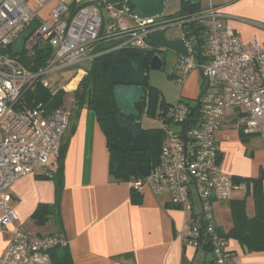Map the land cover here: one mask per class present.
Listing matches in <instances>:
<instances>
[{
	"label": "built area",
	"instance_id": "2783aa9c",
	"mask_svg": "<svg viewBox=\"0 0 264 264\" xmlns=\"http://www.w3.org/2000/svg\"><path fill=\"white\" fill-rule=\"evenodd\" d=\"M52 1L57 4L48 24L39 14ZM223 18L214 8L172 19L142 20L131 5L112 6L106 0L85 5L76 0H0V264H51L52 250L69 246L63 233L30 232L12 208L11 189L19 179L54 178L52 162L61 156L72 115L64 107L51 111L43 104L28 107L26 95L37 87L49 89V78L56 73L73 68L81 72L101 55L98 48L104 44L117 43L113 50L158 53L151 38L175 26L183 29L189 56L179 55L174 76L183 85L199 70L202 92L195 104L179 99L161 109L158 121L165 142L159 162L132 186L138 192L146 187L168 192L172 205L185 211L193 210L196 193L202 225L192 227L187 245L199 250L207 246L215 264H236L228 242L217 231L213 204L233 200L236 192L246 193L247 186L222 172L216 134L232 112L244 136L264 140V44L244 42ZM35 19L41 24L27 40L24 54L49 47L52 57L42 68L31 70L21 56L12 57L11 49ZM193 26L201 30L202 43ZM193 47L200 52H192Z\"/></svg>",
	"mask_w": 264,
	"mask_h": 264
},
{
	"label": "crops",
	"instance_id": "0c3cea01",
	"mask_svg": "<svg viewBox=\"0 0 264 264\" xmlns=\"http://www.w3.org/2000/svg\"><path fill=\"white\" fill-rule=\"evenodd\" d=\"M81 1L83 0H76L77 3ZM53 2L54 8L57 1L51 3ZM190 2L199 7L196 12L211 8L219 11L224 16L225 23L231 26L244 42L258 41L264 44V0ZM181 3L182 0L180 3H177V0L174 2L178 6L176 11H180ZM168 4L169 2L166 3L165 11L169 8ZM183 37L184 32L178 38ZM174 75L175 73V78ZM201 75L197 70L189 75L182 85L185 96L180 99L187 97L195 100L200 97L204 83ZM73 87L70 89L74 90ZM76 90H70L71 94ZM66 93L69 94L68 91ZM71 102L74 105L72 108L66 106V101L63 106L71 110L72 115L63 142L64 190L60 221L51 218L46 226L38 227L31 220L39 205L55 202V184L50 179L29 175L19 179L11 189L12 208L19 223L26 229L29 225L32 233L39 236L63 233L69 241L68 249L73 264L213 263L210 253L187 245L192 227L202 225L196 193L192 197L191 211L172 205L168 192L156 193L148 187L138 192L140 199L135 200L132 182L136 178L116 180L110 173L113 148L109 147L95 112L88 107L78 109L74 99ZM153 120L158 122V127L154 128L161 129L160 122ZM138 123L143 130L152 129L143 126L141 121ZM216 139L223 173L247 179L262 175L264 140L260 136H250L244 142L232 112L225 118ZM58 160L52 162L55 171ZM244 199L247 202V214L253 217V198L246 197V193L241 191L234 194L233 200ZM249 201L252 202L254 213L248 211ZM213 208L218 231L228 232L232 228L229 202H214ZM216 213H219L220 220L217 219ZM228 245L236 264H264V252L248 254L235 240H230Z\"/></svg>",
	"mask_w": 264,
	"mask_h": 264
},
{
	"label": "trees",
	"instance_id": "16d2710c",
	"mask_svg": "<svg viewBox=\"0 0 264 264\" xmlns=\"http://www.w3.org/2000/svg\"><path fill=\"white\" fill-rule=\"evenodd\" d=\"M130 5V3H127ZM181 9L177 17H184L188 14L196 12L199 9L191 2L182 0ZM133 8V7H132ZM72 10L76 9L73 3ZM74 11H72L73 13ZM166 18V17H164ZM174 18V17H173ZM172 19V18H168ZM194 34L198 37L199 43H202L201 30L195 29ZM186 36H190L187 35ZM117 43L109 45H101L98 50L101 55L96 57L87 69V75L80 82L78 89L74 92V104L78 109L88 107L93 110L97 116V120L108 140V145L112 147L117 144L120 147H125L129 150L130 145L118 138L115 134V123L117 117L121 115L125 121L138 123L143 116L150 119H159L157 113L169 104L161 100V93L157 88L150 86L146 81L144 87L143 101L137 105V110L140 112V118H133L121 114L114 101L113 89L114 85L110 79V69L114 65H120L125 58L137 57L140 52L134 49L121 48L113 50L117 47ZM155 53L149 52V57ZM52 57V49L49 47L34 48L31 54H24L20 57L22 64L31 70H37L45 66L47 61ZM148 70V69H147ZM146 70V73H147ZM67 93L60 90L51 93L49 89L37 87L35 90L26 95L25 102L28 107H34L43 104L48 110H55L62 108L65 104ZM161 111V110H160ZM148 153L151 156L152 167L159 162L162 147L165 142V134L162 129L152 128L144 130ZM247 137L243 135V141L246 142ZM113 150V149H112ZM65 154V146L63 145L61 156L58 160V167L55 171V176L52 181L55 184V202L53 204H41L32 215L31 220L38 227L47 225L51 218L60 221V205L64 190V175H63V158ZM138 163H130L124 169V175L121 180H129L132 177L139 178ZM235 177V176H234ZM236 184H246V197L251 196L254 200L255 215L249 217L247 214V202L244 200H231L229 207L231 211L232 228L226 232L218 233L227 241L235 240L245 250L246 253H260L264 252V171L258 178H241L235 177ZM133 198L140 199L137 190L133 189ZM206 253H210V249L204 246L202 249ZM51 264H73L71 253L67 248H56L50 253Z\"/></svg>",
	"mask_w": 264,
	"mask_h": 264
},
{
	"label": "water",
	"instance_id": "95a60500",
	"mask_svg": "<svg viewBox=\"0 0 264 264\" xmlns=\"http://www.w3.org/2000/svg\"><path fill=\"white\" fill-rule=\"evenodd\" d=\"M109 5L118 6L130 3L134 8V15L142 20L154 19L164 15L166 3L169 0H106ZM190 2V0H189ZM40 21L35 19L16 38L11 55L22 56L26 49V42L32 34L40 27ZM190 34V30H187ZM151 43L159 52L149 57L147 53H140L134 58H125L120 65H114L110 69V79L114 85L113 95L118 111L121 114L140 118L137 105L143 101L144 83L146 81V70H161L165 60L161 53L164 51L187 57L189 51L185 39H169L165 33L153 36ZM199 53L198 47L191 49ZM115 134L121 140L130 145L129 150L115 144L111 154L110 173L116 180H121L125 167L130 163H138L140 179L148 177L151 173V156L148 153V144L144 130L140 123L128 122L119 115L115 123Z\"/></svg>",
	"mask_w": 264,
	"mask_h": 264
},
{
	"label": "rangeland",
	"instance_id": "374dc122",
	"mask_svg": "<svg viewBox=\"0 0 264 264\" xmlns=\"http://www.w3.org/2000/svg\"><path fill=\"white\" fill-rule=\"evenodd\" d=\"M99 0H83L81 1L80 5H85V4H89V3H97ZM176 0H170L169 1V8L167 9V11H165L162 20H166L167 18H176L177 14L179 11L178 10V6L174 4ZM196 1V0H193ZM53 3H49L46 8H44L43 10H41L40 12V17L48 24L52 23V18H51V9L53 8L52 5ZM177 3H180V0H177ZM177 8V9H175ZM104 9V8H103ZM174 10V11H173ZM103 16L108 17V13L106 12V10L104 9L103 11ZM167 38H178L181 37L183 35V29L181 27L175 26V27H170L166 30L165 32ZM201 38H204L203 35H201ZM105 45V44H104ZM107 45V44H106ZM100 47V46H99ZM207 50L204 49V54H207ZM162 57L165 60V65L163 67V69L161 70H151L148 69L147 70V83L154 87L157 88L160 93H161V100H164L167 104L169 105H175L178 100L181 98V96H185L184 94V87L182 85H179L177 83L176 78L173 77V74L175 73V68H176V63L178 60L179 55H176L174 53L171 52H167L164 51L161 53ZM90 63L87 64L85 67H81L82 71H78L76 68L73 69H68V70H64L60 73H56L52 76H50V88L49 90L51 91V93H55L60 91L61 89H63L65 87V89L68 91L69 94H67V97L65 99L66 101V106L70 109L72 108V106H74L71 102V100L74 98L73 94H71V91L76 90V88L78 89V84L79 82L82 81V79L87 75V69L89 67ZM198 72H200L199 70H197ZM81 74V75H80ZM201 74V72H200ZM202 77V75H201ZM76 79L78 81H76ZM72 84V85H71ZM69 85L74 86L73 89H70L71 87H69ZM65 90V92H67ZM71 90V91H70ZM184 93V94H183ZM186 99H184L186 102L195 104L196 101H193L187 97H184ZM198 99V98H197ZM196 100V99H195ZM142 125L147 127H158V122H156L153 119H148L146 116H143V118L141 119ZM242 193V192H241ZM245 193V192H244ZM239 196H244V195H240ZM249 206H248V211L249 213H254L253 210V206H252V202L249 201ZM197 207L199 209V212L202 211L201 209V204H200V200H197ZM216 217L218 220L219 219V213H216ZM27 229L30 232L32 229H30L29 225L27 226ZM212 255H211V257ZM208 264H215L214 261L212 262H208Z\"/></svg>",
	"mask_w": 264,
	"mask_h": 264
},
{
	"label": "bare ground",
	"instance_id": "6f19581e",
	"mask_svg": "<svg viewBox=\"0 0 264 264\" xmlns=\"http://www.w3.org/2000/svg\"><path fill=\"white\" fill-rule=\"evenodd\" d=\"M81 75V74H80ZM77 80V79H76ZM79 80V79H78ZM72 85V84H71ZM71 85H69V87H71Z\"/></svg>",
	"mask_w": 264,
	"mask_h": 264
},
{
	"label": "flooded vegetation",
	"instance_id": "af4514ba",
	"mask_svg": "<svg viewBox=\"0 0 264 264\" xmlns=\"http://www.w3.org/2000/svg\"><path fill=\"white\" fill-rule=\"evenodd\" d=\"M135 123V122H134ZM123 148H125V147H123ZM126 149V148H125Z\"/></svg>",
	"mask_w": 264,
	"mask_h": 264
}]
</instances>
